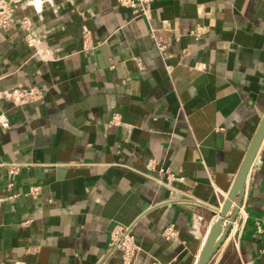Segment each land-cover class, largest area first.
<instances>
[{
	"label": "crops",
	"instance_id": "0c3cea01",
	"mask_svg": "<svg viewBox=\"0 0 264 264\" xmlns=\"http://www.w3.org/2000/svg\"><path fill=\"white\" fill-rule=\"evenodd\" d=\"M0 3V264H122L115 221L132 264H194L264 115V0H155L149 19L117 0ZM29 85L42 96L5 95ZM241 217L207 264H264V136Z\"/></svg>",
	"mask_w": 264,
	"mask_h": 264
},
{
	"label": "built area",
	"instance_id": "2783aa9c",
	"mask_svg": "<svg viewBox=\"0 0 264 264\" xmlns=\"http://www.w3.org/2000/svg\"><path fill=\"white\" fill-rule=\"evenodd\" d=\"M120 4L136 8L138 12L143 15L146 19H149L151 14L152 3L155 0H117ZM10 10L9 6H6L4 3H0V25H6L10 21ZM21 25L25 30V38L29 44L34 45L36 43L35 37L31 34L29 30V26L27 23V19L21 20ZM153 30V29H152ZM207 30V25L203 23H197L196 26L191 30V34L198 38ZM83 45L84 47H88L90 45L88 33H84L83 35ZM156 45L158 49L163 54L164 44L159 40H156ZM6 97L10 99L13 103H23L26 101L37 100L42 96V89L37 85H29L27 87L20 86H12L10 89L6 90ZM111 123L119 124L121 123V115L119 112L115 111L112 113L110 118ZM0 126L6 128L9 126V121L0 113ZM155 160L153 158L148 159L145 164L146 169H150L153 167ZM18 164L16 162L9 163V171L15 172L18 169ZM166 170V169H165ZM167 178L174 179L176 176L167 171ZM31 191H33L36 187L31 186ZM7 196L0 195V203L6 199ZM243 217L241 220L237 222L235 218L232 221L231 227L237 231V235L243 225ZM259 228V226L257 225ZM162 234L166 238H176L178 236L177 230L173 223L167 224L162 229ZM115 251L120 252V258L122 264H132L137 253L139 252V245L136 244L134 240V236L131 232V226L128 224H123L119 221L113 222V225L110 229L109 241L106 249V256L113 254ZM156 261H152L151 264H156Z\"/></svg>",
	"mask_w": 264,
	"mask_h": 264
},
{
	"label": "water",
	"instance_id": "95a60500",
	"mask_svg": "<svg viewBox=\"0 0 264 264\" xmlns=\"http://www.w3.org/2000/svg\"><path fill=\"white\" fill-rule=\"evenodd\" d=\"M264 136V115L258 125L245 157L236 172L233 183L228 191L223 205L218 210L217 217L210 223L206 237L200 248L194 264H207L214 252L220 247L230 231L232 221L237 217L244 195L247 173L253 164L254 157L258 151ZM234 207L229 218L224 223V216L230 205ZM224 223V224H223Z\"/></svg>",
	"mask_w": 264,
	"mask_h": 264
}]
</instances>
